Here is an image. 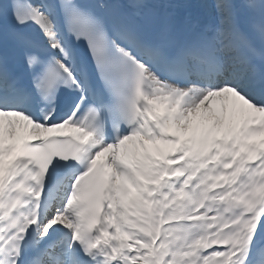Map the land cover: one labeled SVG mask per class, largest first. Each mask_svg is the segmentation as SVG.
<instances>
[{
	"label": "snow or ice",
	"instance_id": "obj_1",
	"mask_svg": "<svg viewBox=\"0 0 264 264\" xmlns=\"http://www.w3.org/2000/svg\"><path fill=\"white\" fill-rule=\"evenodd\" d=\"M0 0V264H264V0Z\"/></svg>",
	"mask_w": 264,
	"mask_h": 264
}]
</instances>
